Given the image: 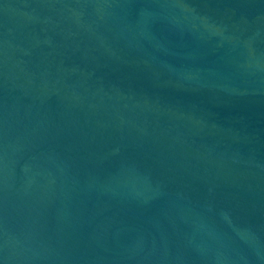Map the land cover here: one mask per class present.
Returning a JSON list of instances; mask_svg holds the SVG:
<instances>
[{
    "label": "water",
    "instance_id": "obj_1",
    "mask_svg": "<svg viewBox=\"0 0 264 264\" xmlns=\"http://www.w3.org/2000/svg\"><path fill=\"white\" fill-rule=\"evenodd\" d=\"M0 264H264V0H0Z\"/></svg>",
    "mask_w": 264,
    "mask_h": 264
}]
</instances>
